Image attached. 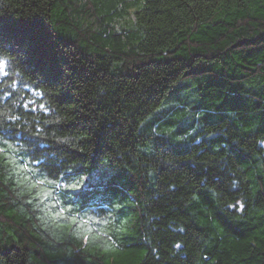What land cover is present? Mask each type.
Masks as SVG:
<instances>
[{"label": "trees", "instance_id": "1", "mask_svg": "<svg viewBox=\"0 0 264 264\" xmlns=\"http://www.w3.org/2000/svg\"><path fill=\"white\" fill-rule=\"evenodd\" d=\"M0 61L2 264H264V0H0Z\"/></svg>", "mask_w": 264, "mask_h": 264}, {"label": "snow or ice", "instance_id": "2", "mask_svg": "<svg viewBox=\"0 0 264 264\" xmlns=\"http://www.w3.org/2000/svg\"><path fill=\"white\" fill-rule=\"evenodd\" d=\"M3 67H4L3 62L0 61V71L3 70ZM37 95H39V93H37ZM40 107H41V108H44V105H41ZM26 170H27V165L23 166V167L20 169V171H22V172H23V171H26ZM48 183H52V182H51V181H48ZM43 184H45V181H43V180H38V181H36L34 184H31V185H30V188H37V187H39V186H41V185H43ZM71 187H75V185H71ZM50 191H51V189H48V190L41 189V192L38 193V195H45V196H46V195L49 194ZM65 211H67V210H65ZM65 211H60V212L56 213L55 216H57V217H63ZM54 218H55V217H54ZM71 219L73 220V222H75V217H72Z\"/></svg>", "mask_w": 264, "mask_h": 264}, {"label": "clouds", "instance_id": "3", "mask_svg": "<svg viewBox=\"0 0 264 264\" xmlns=\"http://www.w3.org/2000/svg\"><path fill=\"white\" fill-rule=\"evenodd\" d=\"M258 142H259V144L264 146V140H259ZM65 210H67V209H61V211H65ZM0 264H2V262H0Z\"/></svg>", "mask_w": 264, "mask_h": 264}]
</instances>
